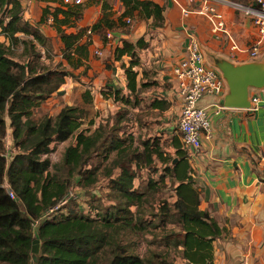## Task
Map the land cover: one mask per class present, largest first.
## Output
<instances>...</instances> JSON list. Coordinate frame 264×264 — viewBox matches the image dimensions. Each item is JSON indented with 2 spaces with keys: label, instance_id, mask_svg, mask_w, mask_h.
Masks as SVG:
<instances>
[{
  "label": "trees",
  "instance_id": "1",
  "mask_svg": "<svg viewBox=\"0 0 264 264\" xmlns=\"http://www.w3.org/2000/svg\"><path fill=\"white\" fill-rule=\"evenodd\" d=\"M120 1L124 9L118 17H113L111 5L104 0L102 15L91 27L67 33L65 28L80 17L79 5L56 7L52 12L44 8L32 25L22 19L19 0H0V32L9 43L0 41V264H213V241L224 229L199 208L200 192L190 175L180 132L174 142L175 155L170 156L153 137L134 146L129 130L132 123H145L139 114L137 121L117 111L98 121L90 119L87 127H82L88 110L63 104L52 115L33 117L34 108L53 96L67 76H74L73 70L83 66L81 74L86 75L87 30L107 39L105 32L115 28L128 33L126 18L152 19V27L162 26L164 8L153 0ZM47 16L63 44L61 60L55 65L43 63L36 50L37 45L45 49V58L51 55L40 28ZM120 41L113 58L128 57V64H123L126 90L108 88L103 95L138 108L148 87L155 84L150 79L139 81L136 70L138 50L147 43L143 37ZM18 43L23 47L20 55L13 52ZM81 99L90 104V90H83ZM166 106L162 100L146 103L148 110ZM7 128H11L9 139L14 147L8 160L4 156ZM69 139L72 141L62 150L59 161L53 163L49 154ZM141 170L151 175L145 190L135 184ZM4 179L8 188L3 186ZM99 183L106 190L103 204H99L104 200ZM167 183L172 196L153 202L151 221L141 212L148 189H153L154 195L159 184ZM70 189L76 197L33 226ZM149 227L152 230L148 231ZM139 230L151 237L145 239L153 247L150 256L137 252L134 240L122 241L126 231ZM35 238L39 250L33 254Z\"/></svg>",
  "mask_w": 264,
  "mask_h": 264
},
{
  "label": "crops",
  "instance_id": "2",
  "mask_svg": "<svg viewBox=\"0 0 264 264\" xmlns=\"http://www.w3.org/2000/svg\"><path fill=\"white\" fill-rule=\"evenodd\" d=\"M83 1L75 4L73 0L69 3H64L63 0H19L22 19L32 25L40 19L44 8L52 12L56 7L66 9L69 6L79 5L80 17L72 26L65 28L67 33H75L91 27L101 17L104 0ZM107 1L111 5L113 17H118L124 9L122 2ZM153 1L164 8L162 26L146 28L147 26L139 22L128 33H124V29L115 28L111 31L112 39H103L104 36L97 32L89 34L87 73L98 71L101 77L104 76L106 92L108 88H115L118 81L120 82L118 88L125 92L123 64H128V57L123 56L121 60H115L113 51L117 45H121L122 38L135 41L143 37L147 46L138 50L140 58V63L136 67L139 72L138 79L142 82L148 81L147 79L155 82L154 86L148 87L145 95L149 97L150 92H153L149 102L162 100L167 106L163 110L158 107L150 109L153 118L144 116L145 124L140 125L139 128L146 131L147 126L153 123V135L146 138L157 139L164 152L174 156L175 138H179L176 120L180 110V98L176 91L172 68L186 56L189 36L196 37L207 64V53L219 57H222L220 53L227 54L232 61L228 60L235 64L249 62L252 58L243 52L232 53L224 40L214 36L212 20L194 12L199 2ZM35 7L41 14L38 20L32 21ZM219 9L224 12L231 29L241 32L246 37L244 42L249 41L251 45L258 38L256 27L241 12L232 9L231 11L224 6H220ZM50 18L47 16V20L40 26L51 24ZM54 32L57 35L56 31ZM46 38L51 46L50 52L55 53L50 39L47 36ZM1 39L0 37V41H6ZM85 39L84 36L82 42ZM244 42L237 43L240 47H245L242 45ZM59 45V52L54 55L61 60L63 44L60 38ZM96 51L100 54H96ZM256 57L264 60V37ZM41 60L49 64L48 58L43 56ZM109 64L112 67L111 71L107 69L110 67ZM66 68L70 69L68 66ZM79 69L83 70V66L76 70ZM114 70H118L119 74L115 75ZM143 72L146 74L143 75ZM67 79L66 77L65 84L54 95L59 94L62 89H67L66 92L71 91L73 83L77 84L75 81L68 84ZM259 91V94L264 95V88ZM225 93L226 90L223 95ZM222 96L206 95L199 101V106L203 107L209 116L211 136L202 138L203 148L200 154L191 155L185 150L190 175L200 192L199 208L207 211L210 217L224 229L223 234L213 241V264H264V109L259 108L254 113H250L246 109L225 108L219 104ZM10 133L11 128H7L6 135L9 140L7 143L11 144ZM133 137L135 142V134Z\"/></svg>",
  "mask_w": 264,
  "mask_h": 264
},
{
  "label": "built area",
  "instance_id": "3",
  "mask_svg": "<svg viewBox=\"0 0 264 264\" xmlns=\"http://www.w3.org/2000/svg\"><path fill=\"white\" fill-rule=\"evenodd\" d=\"M197 1L198 7L195 8L197 14L205 15L213 22V29L215 37L224 40L229 50L232 53L243 52L250 58H255L259 53V47L264 37V0H250V3H240L232 0H191ZM64 3H69L70 0H63ZM75 4L81 0H73ZM220 6L230 8L234 11H239L247 16L253 25L256 27L258 38L248 47H240L238 43L233 40L232 29L225 18L223 11L219 9ZM186 14L188 11H184ZM51 19V18H50ZM125 22L132 25V19L126 18ZM90 34V30H87ZM106 38H113L112 32L105 33ZM186 56L179 60L172 68L173 78L177 94L180 98V110L176 120V126L181 134L182 146L188 150L191 155L200 154L203 148L202 138H209L211 136V124L206 110L199 106V101L206 95L222 96L226 90V85L220 73L208 65L204 60V55L199 47L196 37L190 35L186 47ZM96 54L100 52L96 51ZM250 107L246 110L254 113L259 108L264 109V95L257 92L250 93L249 96ZM219 107V106H218ZM220 108V107H219ZM132 135L136 134V124L130 128ZM5 152L4 156L8 160L14 152V147L7 143L9 142L7 135L5 136ZM54 152L49 154V158L53 159ZM47 155L44 154L43 157ZM3 186L8 188L6 180L3 181ZM73 189H70L67 194L61 198L56 205L49 208L38 220L34 221L33 226L42 221L46 215L58 210L70 198L76 197ZM10 197L14 193L9 190Z\"/></svg>",
  "mask_w": 264,
  "mask_h": 264
},
{
  "label": "rangeland",
  "instance_id": "4",
  "mask_svg": "<svg viewBox=\"0 0 264 264\" xmlns=\"http://www.w3.org/2000/svg\"><path fill=\"white\" fill-rule=\"evenodd\" d=\"M81 1H82V3L84 2L83 0H81ZM232 1H237V2H240V3H247V4L250 3V0H232ZM40 14H41V12L39 11V9H37L35 7V12L32 15L33 16L32 17V21L38 20L39 17H40ZM241 14H243V13H241ZM243 16L249 21V18L247 16H245L244 14H243ZM139 22L143 23L145 25V27L147 26L146 28H150L152 26V19H149V20H145V19H142V18H138L136 20L132 19V25H129V28L127 29V31L128 32L131 31L133 28L136 27V25ZM40 27L42 29V32L50 39L52 48H53V50H55V53L54 52L53 53L50 52L51 55H50V57H48V59H49L48 63L50 65H55L58 62V60H59V58H56L55 55H54V54H58V52H59V48H60L59 37L55 34V32H54L55 30H53L54 28L51 27V24L46 23V24H44V25H42ZM232 35H233V40H235L239 44L241 42H244V40L246 38V37H244L242 35L241 32H237V30L235 31L234 29H232ZM20 36L23 39H27V40L29 38L28 36H25L23 34L20 35ZM0 37H2V39H5L6 41H4V42H7V44H9L8 40L4 37V35L1 32H0ZM105 37H106V35H105ZM223 42L226 43L225 41H223ZM242 45H244L246 48H248L250 46V43H249V41H245L244 44H242ZM36 50H37V52L40 55L47 56V53L45 52V49L43 47H40V46L36 45ZM22 51H23V47L19 43L13 47V52L15 54H17V55H20L22 53ZM220 55L222 57H224V58L230 59L229 55H227V54L220 53ZM257 59H260V57L252 58L251 61L257 60ZM109 66L110 67L107 68V69H109L111 71L112 67H111L110 64H109ZM81 72H82V69L75 70V71L73 70L74 76H67L68 84H70V83L72 84L73 81L77 82V84L73 83V85L71 87V91L66 92L67 89L66 90L62 89L59 94L51 96L46 101L40 102L39 105L36 108H34V110H33V117L35 119H38L41 116H43L44 114L54 113L63 104H73V105L84 106L88 110L87 111L88 115L86 116V118H85V120L83 122V127L87 126L88 120H90V119L98 121V120H100L102 118H108V116H110V114L115 113L117 111H119L120 114L121 113L122 114L126 113V115H128L129 118H132L133 120H135V117H136L137 121H139V119L137 117L138 114H139L142 117V120H143L142 122H145L144 121V116L153 118V114H151L150 110H148L146 108V103L149 102L148 100H149L150 96L153 95V92H150L151 95H149V97L148 96H144V95L141 94L142 96H144V100H142L140 102V104L137 106L138 108H132L129 105H125L123 103L121 104L119 101H114L111 97H107L106 98L103 95V92L106 90V87H104L105 77L104 76L101 77L100 73L98 71L97 72L94 71V72H91V73H89L90 72L89 71L86 75L81 74ZM113 73H116L115 75L119 74L118 70H114ZM106 82H108V81H106ZM119 83L120 82L118 81V85H116L115 88H118ZM88 87L90 89H88ZM85 89L90 90V92L92 94V102L90 104H84L82 102L81 93ZM254 91L257 92V93H260L259 89H256V88H251L250 89V92H254ZM105 93H106V91H105ZM135 124L136 123H132V126H135ZM139 126L140 125H138V128H139ZM138 128L136 129V134H135L136 140L134 142V146H138L139 147L141 145V143H140L141 141L145 140L146 137H148L149 135H153V123H151L150 125L147 126V130L146 131L144 129L140 130V128L139 129ZM71 141L72 140L69 139L68 141H66V142H64L62 144H58L56 147H54L55 151H54V155H53V159H52L53 163H56V162L59 161V159L61 157L62 150ZM137 176L138 177L136 178V181H135L136 183L135 184L139 188L145 190V188L148 186V181H149V178H150L151 175L147 171L141 170V171L138 172ZM156 176H157V174L155 175L154 178H156ZM99 186L100 187L98 189L101 192L102 198H104V200H102V202L100 201L99 204H103V203H105V199H106V197H105L106 190H104L105 187H104V185L102 183H99ZM158 186H159V190L155 191L154 195H153V189H151V188L148 189V191L150 193L145 198L147 203H144L145 205L143 206V208L141 210V212L144 214L143 216L148 215L149 217H146V218L151 220V221H153V217H152V215H150V212H151L152 207H153V202L156 201V199L157 200H159L160 198L169 199L172 196L171 186L168 183L166 185H164V186H162L161 184H159ZM81 193L83 195L87 194L84 191H82ZM104 207H106L105 204H104ZM150 228L151 227H149V229H147V230L148 231L152 230V228L151 229ZM126 232H125V235L122 238V241H125L127 239L134 240V243L136 242L135 243V249H136L137 252H139L143 257L151 255L149 253V251L150 250L153 251V247L149 246L147 244L146 240H145L146 238L147 239L151 238L149 234L145 235L146 232H144L142 230L141 231L139 230V231H136V232H133V233H130L128 231H126Z\"/></svg>",
  "mask_w": 264,
  "mask_h": 264
},
{
  "label": "water",
  "instance_id": "5",
  "mask_svg": "<svg viewBox=\"0 0 264 264\" xmlns=\"http://www.w3.org/2000/svg\"><path fill=\"white\" fill-rule=\"evenodd\" d=\"M208 65L214 67L223 78L226 93L220 98L219 104L225 108L246 109L250 107V89L264 88V60H253L235 64L223 57L207 53ZM39 250L37 238L32 242V253Z\"/></svg>",
  "mask_w": 264,
  "mask_h": 264
}]
</instances>
